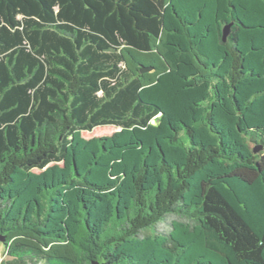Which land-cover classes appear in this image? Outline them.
Here are the masks:
<instances>
[{
  "label": "trees",
  "instance_id": "16d2710c",
  "mask_svg": "<svg viewBox=\"0 0 264 264\" xmlns=\"http://www.w3.org/2000/svg\"><path fill=\"white\" fill-rule=\"evenodd\" d=\"M0 238L264 264V0H0Z\"/></svg>",
  "mask_w": 264,
  "mask_h": 264
},
{
  "label": "rangeland",
  "instance_id": "374dc122",
  "mask_svg": "<svg viewBox=\"0 0 264 264\" xmlns=\"http://www.w3.org/2000/svg\"><path fill=\"white\" fill-rule=\"evenodd\" d=\"M158 53V52H156ZM132 54H127V57L129 59V64L132 65L133 64V61H132ZM140 58L144 59V60H148L150 57H145V56H142L140 55L139 56ZM161 60V59H160ZM161 61H158V63H160ZM152 67V64H149V66H146V69L148 68H151ZM143 69V68H142ZM146 73V72H144ZM147 73H150L149 71ZM5 244V240L4 241H0V264H6L7 262L13 260L11 257L8 256L7 254V249L8 247ZM97 263V262H95Z\"/></svg>",
  "mask_w": 264,
  "mask_h": 264
},
{
  "label": "water",
  "instance_id": "95a60500",
  "mask_svg": "<svg viewBox=\"0 0 264 264\" xmlns=\"http://www.w3.org/2000/svg\"><path fill=\"white\" fill-rule=\"evenodd\" d=\"M151 70H152V68L143 69V70H142V73H144V72H148V71H151ZM0 241H4V239L0 238ZM94 264H98V263H94Z\"/></svg>",
  "mask_w": 264,
  "mask_h": 264
}]
</instances>
